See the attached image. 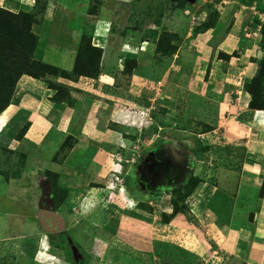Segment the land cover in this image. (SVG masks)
I'll return each mask as SVG.
<instances>
[{
  "label": "rangeland",
  "instance_id": "obj_1",
  "mask_svg": "<svg viewBox=\"0 0 264 264\" xmlns=\"http://www.w3.org/2000/svg\"><path fill=\"white\" fill-rule=\"evenodd\" d=\"M45 1L41 21L34 27L38 35L35 57L70 68L80 38L92 35V42L99 45L96 35L104 34L106 41L100 40L106 48L101 67L110 77L81 76L77 81L83 89L61 82L72 88L70 104L86 96L88 100L99 96L107 102L113 101L111 125L122 130L128 143L114 151V155H122L123 160L118 165L116 157L112 156L113 164L109 162L103 167L104 176L100 177L99 184L89 182L90 177L86 175L70 181L71 169L82 164V158H76L79 156L76 153L74 158L68 157L76 140L71 139L68 146L54 156L53 161L60 162L58 168L49 163L45 166V162L33 154L35 145L24 135L19 138L18 128L35 110L37 100L41 99L39 92H42L35 84L27 88L25 80L20 82L22 75L14 92L18 96L14 100L16 106L0 114V264H70L67 258L72 257L79 264H264V260L261 263L250 260L247 250L239 253L236 246L226 245L228 237L223 242L225 235L220 234L221 228L231 225L226 222V213L234 207L231 195L221 202L198 201L210 191L223 193L218 189L219 173L224 168L241 165L236 157L238 147L256 149L257 139L264 143V121L259 120L263 125L258 129V136H253L250 125L254 110L249 107V112H244L233 106L235 98L245 93L244 84L251 79L249 70L245 72L242 67L249 59L263 57L264 7L261 1L194 0L184 4L181 0ZM21 2L22 9L30 11L36 0ZM91 8L95 13H91ZM219 10L218 20L224 16L221 28L209 35V31L194 32V27L210 12ZM165 30L177 34L178 48L173 55L162 56L155 51L156 38ZM227 34L234 35L235 40L224 42ZM226 50L232 60H218L220 53ZM128 55L138 60L131 75L124 73ZM256 63L258 65V61ZM211 68L212 73L221 78L213 80L215 83L209 86L204 97L199 92L206 89ZM34 79L48 87L46 81ZM165 88L173 92L177 102L172 100L173 109L163 112L158 95H163ZM50 89L52 97L55 90ZM144 89L146 95L149 91L154 99L147 101L143 97ZM111 90L112 100L108 98ZM225 96H229V100L222 105L219 101ZM51 97L48 98L52 100ZM106 110L110 113V107ZM124 110L128 117L124 116ZM132 111L141 113V119H135ZM11 113L14 116L5 126ZM17 120L21 121L20 125ZM206 125L212 128L206 129ZM235 131L239 135L244 133L238 136ZM169 135L179 145L175 148L178 154L175 156L181 155L177 161H174L175 156L168 159L169 154L164 153L170 148L158 155L159 146ZM188 159L190 164H187ZM83 161L87 165L86 160ZM173 161L182 170L175 182L167 179L168 185L174 186L148 192L143 186L149 183L146 180L152 167L162 172L165 180V172H171ZM115 170L121 176L123 187L118 188L113 180ZM62 173L66 178L60 181ZM49 174H56L60 187H65L67 196L59 206L54 202ZM192 176H197L200 182L186 198L188 212H179L184 215L186 225H179L177 221L164 225L163 213H171L172 199L178 197L173 188L178 186L187 192L185 182ZM47 183L51 190H46ZM44 191L43 201H37ZM137 197H141V201H137ZM40 202L55 207L54 211L64 221L63 227L54 218L53 223L47 220L49 229L43 228L37 215ZM82 206L90 208L87 214L83 213ZM217 208L223 209L224 214ZM261 214L264 216V209ZM249 218L247 223H253L254 216ZM256 228L257 222L246 228L250 234L247 248L253 241L257 244L259 237H253ZM52 231L56 232L51 235ZM52 242L61 246H54Z\"/></svg>",
  "mask_w": 264,
  "mask_h": 264
},
{
  "label": "crops",
  "instance_id": "obj_2",
  "mask_svg": "<svg viewBox=\"0 0 264 264\" xmlns=\"http://www.w3.org/2000/svg\"><path fill=\"white\" fill-rule=\"evenodd\" d=\"M21 1L22 0H0V6L12 11H15L16 9L24 10L22 9L23 7ZM257 1H261V4H263L261 5V7L263 8L264 0H257ZM219 12L220 10L218 11V13ZM223 23H224V16L220 17V20L217 21L215 26L206 30L209 31V33L207 32L206 33L208 35L211 34L213 31H214L213 33H215V30L221 28ZM219 25L221 26L219 27ZM230 35L227 34V36L224 38L223 41L225 42L227 41V39L234 38V35L232 34ZM98 39L99 41L101 40L102 42L104 40L102 39V37L101 38L98 37ZM104 41H106V39ZM105 49L106 48L104 47V51ZM222 52L227 53L228 51L226 50ZM232 58L230 59L232 60ZM260 58L254 57V59L251 60L249 59L248 64L242 67V70H244L245 72L246 70H249V78H252L254 76L258 67L256 62L259 61ZM223 59L224 58H218V60H223ZM114 60L116 61L117 59L114 58ZM231 60H229V63H231ZM199 62L201 61L199 60ZM72 66L68 68L66 65H63V68L65 67L66 69H71ZM209 73H210V80L206 83L207 85L206 89L204 88L202 92H199L200 95L202 94V96L204 97L206 95L203 94H207L209 86H211L212 83H215L213 80L215 79L218 80L221 78L220 75H214V73H212V68ZM107 75L108 77H110V74L108 72L106 73L105 69H103V72L100 75V77L105 78V76ZM140 77L143 78L144 80L146 79L142 76ZM20 79H21L20 82H22V80H25L27 88H31L30 86L35 84L38 86L39 89L40 88L42 89V92L41 91L39 92L41 94L39 96L41 97V99L37 100L36 102L37 106L34 107L35 110H33L28 115L27 119L24 121L25 124L26 122H29L28 129L26 130L24 136L28 141L32 142L33 145H35L33 147V154L38 158V160L42 161V163L45 162L44 164L45 166H47V164L49 163L50 165L53 164V166L55 165L57 166L56 168H58L60 162H54L53 161L54 156L61 150V146L63 142L66 140V138L71 137L73 140L76 141H75V145L69 151L68 157L69 159H71L74 158L77 154L79 156H77L76 158H82V160L80 161V163L82 164L80 167L76 166V168H73V170L71 169L70 173L72 174V177L70 181L75 182L76 180L81 179L83 178V176L86 175L90 177L89 182H97L99 184L101 182L100 177L104 176V174L102 173L104 169L103 167L109 162L111 166L113 164L112 156L114 157V151L118 148V146L128 143V140L126 139V136L124 135L122 130L111 125V121L113 120V116H114L113 115L114 108H115L112 105L113 101L107 102L104 100L102 96H101L102 98H99V96L98 97L94 96L92 100H88L86 96L85 98H83L82 101L80 100L74 101V104H69L67 102H55L48 98L51 97V95L53 94V90H51L50 88L45 86L43 87L42 84H39L37 80H35L33 77L28 75H23ZM60 81H63L70 86H73L74 89L82 88L78 83V81H73L69 79L65 80L64 78ZM95 81L96 79H92V82ZM77 85L79 87H77ZM43 88H47V89L44 90ZM145 91L146 89H144L143 91L144 94L143 97L147 101L154 99L152 95L149 96L150 94L149 91L147 92L148 95H146ZM168 91L169 90L168 89L166 90L165 88L163 95L162 94L158 95L159 96L158 99L159 101H161L159 103V106H163L162 109L163 112L173 109L174 105H172L173 104V102H171L172 100L177 102L176 101L177 98L174 97L173 95L172 92L173 90H171L172 93ZM244 92L245 93L240 94V96L235 98L236 102L233 104V106L237 107L241 111L249 112L248 110L250 109L249 102L251 100V95L246 90H244ZM110 93H112V90L109 91L108 93L109 94L108 98L112 100L113 95L112 94L110 95ZM44 95H46L45 98ZM17 97L18 96H16L15 93L12 98L13 100L12 103H10V105L8 106L9 108L10 107L12 108L13 105L16 106L14 100ZM228 100H229V96H225L223 99L219 101V103L225 105L227 104ZM153 104L154 103H152L151 105ZM109 107H110V113L106 112L107 111L106 109H108ZM227 108H229L228 105ZM140 114L141 113L134 111L131 112V115L134 116L135 119L137 118L138 120L141 119L139 117ZM13 116L14 113H11L7 121V124L5 126L10 124ZM121 116L123 115L121 114ZM124 116L128 117L129 115L125 112ZM20 122L21 121H18L19 125ZM24 125L21 124L18 128V131H20ZM262 125L263 124L254 116V119L250 125L251 126L250 130L253 132V133L251 132L253 136H258L257 135L258 129H261ZM235 132L238 134L237 131ZM243 133L244 132H242V134ZM242 134L240 135L238 134V136H242ZM169 136H167L168 138L163 141L162 145L159 146L158 155L160 151H166L165 150L166 148H170L171 150H168L164 153L169 154L168 159H172V157L174 158L175 155H178L176 152L177 149L175 148L179 145H176L177 144L175 141L176 139H173L172 135ZM7 139H9V137ZM255 142L256 143H254V145L257 146L256 149L246 148L248 149V151L246 152L247 159L244 158V161L240 162L241 165H239L238 168L236 167L233 169L224 168L219 173L218 189L223 190V193H219V192L216 193L215 191H210L207 197L201 195L202 197L201 198L199 197L198 201L221 202V201H225L227 195L228 196L231 195V197L233 198L231 201H234L233 202L234 207L231 208L232 210L231 212L228 211V213H226L227 214L226 218L228 219V221L226 222L229 224L231 223V225L230 227L228 226L225 229L221 228L222 231L220 230L221 231L220 234L225 235L223 242H225V238L227 239L228 237L227 242H225L226 245H229L230 247L232 246L231 248L233 247L235 248L236 246L238 248L236 252L239 253H242L243 251L247 250L248 253L247 252L246 253L250 260L261 263V261L264 260V244L262 240L264 239V216H262L261 214V212L264 209V193L263 195H261V187L264 181V146H263L264 143H262L260 139H257ZM260 142L261 145H258L260 144ZM175 157L176 159L174 161H177V159H179L181 155L179 154V156H175ZM83 160H86L85 162L87 163V165H84ZM174 161L172 166L173 168L172 170H170L171 172H165L167 176L165 177V180L164 178H162L163 180L160 182V187L158 190H162V189L164 190L166 188L168 189L169 187L174 186V185L171 186L168 185V183L166 182L168 181L167 179L170 180L169 182H175L177 178H180L182 170L178 169L179 166L176 165V162ZM65 176H66L65 173H62V175H60V181L65 179L66 178ZM150 180L151 178L147 177L146 181L149 182ZM135 183L136 181L133 180V184ZM143 187H147V186L145 185ZM154 187L156 188L157 186ZM45 188L46 190H51L50 184L47 183ZM158 190H155L154 192H157ZM43 194H45V191L37 198V201H41V202L43 201ZM207 198H209V200ZM137 201H141V197H139ZM242 207H244L245 209L243 210ZM217 209L219 213L220 211L221 212L223 211L222 213L224 214L223 209L220 208ZM251 212L253 213L254 216V220L252 221L257 222V228L254 232L253 237L254 238L259 237V239L258 241H255V243L257 242V244H254L253 241L252 244L247 248V244L249 243V239H250L249 238L250 234L248 235L246 228L247 227L249 228L251 224H254V222L247 223V221L248 222L250 221L247 219L249 218ZM184 218H185L184 215L178 213L170 221L171 222L177 221L179 225H186L185 224L186 222L184 223L185 221ZM169 222L164 223V225H168L167 223ZM226 250H229V248H227ZM229 251H233V250H229Z\"/></svg>",
  "mask_w": 264,
  "mask_h": 264
},
{
  "label": "trees",
  "instance_id": "obj_3",
  "mask_svg": "<svg viewBox=\"0 0 264 264\" xmlns=\"http://www.w3.org/2000/svg\"><path fill=\"white\" fill-rule=\"evenodd\" d=\"M182 3L187 2L181 0ZM47 2L45 0H36L34 8L30 11L20 10L14 12L0 6V114L10 105L17 81L19 78L27 74L34 78L42 79L48 83V87L55 90L51 99L55 102L72 103V88L65 83L58 81L59 77L77 81L81 76H89L97 78L102 74V57L104 50L102 47L93 44L92 35H83L78 43L75 60L71 69H66L52 63L37 59L35 51L38 45V35L34 27L43 14V9ZM91 13L93 8L90 9ZM218 20V11L210 12L206 19L194 27V32L200 33L215 26ZM261 45L263 49V57L258 61V67L254 76L244 84V89L250 93L251 100L249 107L252 110L264 108V23L261 27ZM176 33L162 31L156 38V53H161L162 56L173 55L178 48V43L175 42ZM221 58L230 59L231 55L221 52ZM124 73L133 74L138 66V60L134 56H126L124 63ZM27 122L20 130L22 137L28 129ZM212 128L211 125H206V129ZM71 137H67L61 146L64 150L70 143ZM207 150V147H205ZM236 157L240 162L244 161L246 155L245 147H238ZM53 188L55 204L59 206L66 199V191L60 187L56 174H49ZM199 178L197 176L190 177L185 182V187H188L187 192H183L182 188L176 186L173 191L178 194V197L172 199V212L163 213V221L169 222L179 212H188V203L186 198L193 188L198 185ZM182 192V193H181ZM180 193V194H179ZM264 193V181L261 187V195ZM253 217V213H250ZM54 246L60 247L61 244L52 242ZM70 264H79L72 258H67Z\"/></svg>",
  "mask_w": 264,
  "mask_h": 264
},
{
  "label": "water",
  "instance_id": "obj_4",
  "mask_svg": "<svg viewBox=\"0 0 264 264\" xmlns=\"http://www.w3.org/2000/svg\"><path fill=\"white\" fill-rule=\"evenodd\" d=\"M54 210H55V207H47L42 204L40 205V210L38 211L37 215H38V219L41 222V225L46 230L49 229L47 226L50 224V221L52 223L55 221L54 218L60 221V223L62 224L61 225L62 227L64 225V221ZM47 220H50L49 224L47 223Z\"/></svg>",
  "mask_w": 264,
  "mask_h": 264
},
{
  "label": "flooded vegetation",
  "instance_id": "obj_5",
  "mask_svg": "<svg viewBox=\"0 0 264 264\" xmlns=\"http://www.w3.org/2000/svg\"><path fill=\"white\" fill-rule=\"evenodd\" d=\"M181 158V157H180ZM191 159V158H190ZM190 162H191V160H189L188 159V161H187V164H190ZM183 166V165H182ZM150 176V178L152 179V180H150L149 181V183H150V185H148L149 183H147V187H145V189H147L148 191H154V190H158L159 189V187H160V182L162 181V172L160 173V172H158V171H156L155 170V168L154 167H152V173L150 174V173H148ZM158 184V185H157ZM149 186H151L150 188H149ZM154 186H157L156 188L154 187ZM49 204V203H48ZM56 231H52L50 234L52 235V234H54ZM50 235V236H51Z\"/></svg>",
  "mask_w": 264,
  "mask_h": 264
},
{
  "label": "clouds",
  "instance_id": "obj_6",
  "mask_svg": "<svg viewBox=\"0 0 264 264\" xmlns=\"http://www.w3.org/2000/svg\"><path fill=\"white\" fill-rule=\"evenodd\" d=\"M186 1H188L189 3H193L194 2V0H186ZM206 19V18H205ZM205 19H203V20H205ZM100 35V34H99ZM103 36H105L104 34H102V36L100 35V37H102V39H104L103 38ZM96 39H98V37H97V35H96ZM94 44V43H93ZM97 46H100V47H102L103 49H104V45L101 43V41H99V45H97ZM153 106V105H152ZM153 108H155L154 106H153ZM259 111H263V112H259ZM259 112V113H258ZM254 116H255V118H257L258 120H261V121H264V108H260V109H255L254 110ZM82 208H83V213L84 214H87L88 212H89V210H90V208L88 207V206H82ZM172 212V211H171Z\"/></svg>",
  "mask_w": 264,
  "mask_h": 264
},
{
  "label": "built area",
  "instance_id": "obj_7",
  "mask_svg": "<svg viewBox=\"0 0 264 264\" xmlns=\"http://www.w3.org/2000/svg\"><path fill=\"white\" fill-rule=\"evenodd\" d=\"M148 111V110H147ZM259 112H263V111H259ZM258 112V113H259ZM114 157H116V162H117V164L119 165L120 164V162L123 160V156L122 155H120V154H118V153H116L115 155H114ZM118 171H113V180L116 182V186L118 187V188H120V187H123V183H122V180L120 179L121 178V176H119L118 175ZM111 181H112V179H111ZM119 184V185H118Z\"/></svg>",
  "mask_w": 264,
  "mask_h": 264
}]
</instances>
